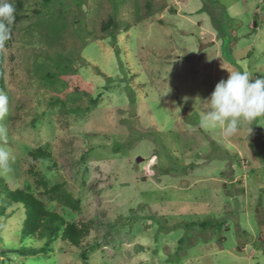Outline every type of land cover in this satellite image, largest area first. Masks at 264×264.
Masks as SVG:
<instances>
[{
  "label": "rangeland",
  "instance_id": "obj_1",
  "mask_svg": "<svg viewBox=\"0 0 264 264\" xmlns=\"http://www.w3.org/2000/svg\"><path fill=\"white\" fill-rule=\"evenodd\" d=\"M14 5L0 179L88 234L4 255L48 240L22 241L25 208L8 207L0 264H264V117L225 137L197 100L231 71L264 77V0Z\"/></svg>",
  "mask_w": 264,
  "mask_h": 264
},
{
  "label": "clouds",
  "instance_id": "obj_2",
  "mask_svg": "<svg viewBox=\"0 0 264 264\" xmlns=\"http://www.w3.org/2000/svg\"><path fill=\"white\" fill-rule=\"evenodd\" d=\"M16 8L14 0H0V51L5 50L12 36ZM199 127L219 129L225 137L239 131L241 122L257 121L264 117V77L250 78L246 71H231L226 80L221 79L210 97L201 101ZM10 99L0 90V120L9 113ZM251 132V129H250ZM7 127L0 123V140L6 139ZM13 159L10 149L0 146V170L10 171Z\"/></svg>",
  "mask_w": 264,
  "mask_h": 264
},
{
  "label": "trees",
  "instance_id": "obj_3",
  "mask_svg": "<svg viewBox=\"0 0 264 264\" xmlns=\"http://www.w3.org/2000/svg\"><path fill=\"white\" fill-rule=\"evenodd\" d=\"M44 3H49L51 0H41ZM111 21L105 23L109 24ZM109 27V26H108ZM107 29V28H106ZM4 69L2 63V57L0 54V90H4ZM30 156L34 160L48 159L49 154L46 150L38 148L29 152ZM58 187H52L45 190V194L52 193ZM42 195H34L28 190L15 189L9 190L5 182L0 179V217L5 216V209L14 205L23 206L25 208V219L21 227L20 236L21 240L37 238L39 240L47 238L45 246L41 248H20L10 249L4 251V255L7 253L18 254L20 257L25 256H37L39 254L46 253L48 251L49 244L59 238L61 241L69 243L73 247H78L82 240L87 236L88 231L84 226H77L75 223H67L63 218L54 213L48 211L45 202L41 199ZM65 201L71 206L72 209H76L77 205L73 199L68 195L64 196ZM85 258V253L82 254Z\"/></svg>",
  "mask_w": 264,
  "mask_h": 264
}]
</instances>
